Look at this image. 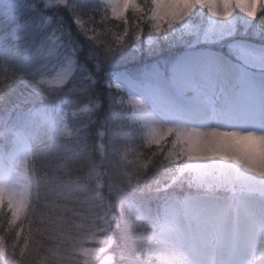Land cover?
<instances>
[{
    "label": "trees",
    "instance_id": "16d2710c",
    "mask_svg": "<svg viewBox=\"0 0 264 264\" xmlns=\"http://www.w3.org/2000/svg\"><path fill=\"white\" fill-rule=\"evenodd\" d=\"M89 1L92 0H69V3ZM19 6L21 14L17 18L0 12V119L5 121L0 124V155L10 149L15 116L69 105L71 100L77 105L74 103L67 109L68 117L63 121L61 133L44 127L39 131L31 126V129L23 127L33 133L27 160L30 196L21 217L10 219L9 215L0 214V264H145L149 239L160 230L163 217L159 202L156 204L159 210H155L157 195L152 194L151 184H163L167 173L161 157L146 156L136 132L130 129L135 125L126 109L119 111L122 105L114 102L118 106L116 110L111 102H106L108 94L103 84L116 69L131 71L157 60L148 55L146 50L150 47L140 41L144 54L122 57L115 64L104 65L101 48L97 50L87 36L78 32L68 12L59 16L37 0H24ZM93 14L92 29L96 23L102 28L112 24L114 28L119 27L120 23L109 16L104 19V15ZM33 20L45 26L47 39L40 35L31 39L29 32L25 34ZM132 20L127 15L124 21L131 23ZM51 35L59 39L60 48L55 52L51 68L42 72L45 82H41L40 70H36L40 66L32 62L31 55L40 45L47 49ZM96 38L103 40L101 35ZM98 44L105 46L103 42ZM184 47L185 44L169 50L159 47V51L165 50V56L172 58ZM130 51L129 54L135 53ZM60 55L74 56L76 62L72 65V76L58 85L51 80L68 63ZM127 144L133 152H140L149 165L138 183L123 186V178L115 170L118 162L115 154L109 153L108 146L114 149ZM169 183L164 181L166 185ZM118 186L122 187L117 189ZM195 186L190 184V191H196ZM121 190L135 196L128 199L141 195L135 200L146 211L143 221L121 206L125 199ZM150 197L155 200H149ZM93 247H102V251L90 260L83 257L82 248Z\"/></svg>",
    "mask_w": 264,
    "mask_h": 264
},
{
    "label": "rangeland",
    "instance_id": "374dc122",
    "mask_svg": "<svg viewBox=\"0 0 264 264\" xmlns=\"http://www.w3.org/2000/svg\"><path fill=\"white\" fill-rule=\"evenodd\" d=\"M22 1L24 0H0V12L16 16L17 18V14H21L19 5ZM37 1L44 4L45 9H49L51 12L54 10L59 16L64 11L68 12L78 32L87 36L97 50L101 48L102 53H104L102 58L104 65L115 64L122 57L131 58L130 56L144 54L140 41L146 44L145 47H150L149 50H146L148 55L153 56L157 61H162L164 58L169 57L165 56V50L159 51V47L169 50L178 44L186 45L189 41L194 40L201 31L213 27L220 28L218 26L219 23L223 24L222 28L240 27L245 31L249 28L254 29L256 32L264 31V0H92L88 3L80 4L69 3V0ZM82 5L87 6L84 7ZM166 6H168V9H165ZM93 13L98 14V16L104 15V19H107V16H109V19L117 21L122 26L118 24L119 27L114 28L115 25L112 24L113 27L110 25L111 28H102L99 27V23H96L92 25L93 29L96 30L94 34L93 29L90 27V18H93ZM252 13H255V15H251ZM58 15L55 16L56 24L59 22ZM127 15L134 19L131 23L124 21ZM131 25L132 27H130ZM44 27H42L41 23L33 20V24H29L25 34L29 32L30 35L27 34L31 39L38 35L47 39L48 37H44L47 35ZM99 35L103 37L101 42L104 43V47L98 44L101 43L99 38H96ZM58 40L51 35L47 49H43L40 45L32 51V62L40 66L36 70L41 71H39V75L42 77L41 82H45L42 72L50 69V65L56 59L55 52L60 48ZM169 42L175 43L170 44ZM129 49L131 50L130 52L134 51L135 53L129 54ZM126 52L128 53L127 55L125 54ZM182 54L178 53L175 56ZM60 58L62 61L64 59L67 60L68 63H66L62 71H59L64 74L56 75L51 80V82L58 85L66 82L72 76V65L74 66L73 63L76 62L74 56L63 57L60 55ZM133 58L129 61L133 60ZM124 62H126V59ZM125 73V70H122L113 75L114 77L109 80L103 77L106 79V83L103 82V85L106 89V95L108 94L106 102H111L116 110L118 106L115 105L118 103L122 105V109L119 108V111L126 109L129 117H132L133 125H135L130 129L136 132L138 141L143 147L146 156L151 155V158L161 157L165 166V173H167L166 178L162 179L163 184H158L157 182L151 184V188H154L152 194L157 195L155 210H159L156 206L157 202H159L160 211H162V215H160L164 217V226L162 229L160 228V233L157 232L156 235L150 237L145 250V264H178L180 260L185 259L184 255L178 251V247H184L186 243H188V247H191L194 243L193 238L196 236V233H194L196 226L191 224L192 211H190L189 207L194 204L192 201L196 195L190 191V184L196 185V188L202 189L205 192L212 193L213 195H210V197L221 201L222 204L220 205L222 207L220 205L216 206L215 211L222 210V208L223 210H229L230 200L227 197L219 199L214 194L227 193L230 197H234L237 190H243L247 194H258V190L252 186H248L241 177V173H238V170L243 165L242 162H240L238 169L236 166L232 167L228 163L225 167L227 168V173H225L217 163L211 160H205L202 163L198 161L201 142L204 139L207 141L211 140L214 130L219 133L225 132L224 128L226 125H223L222 122L217 123L219 124L218 128L222 130L221 132L216 130L218 129L216 128V122L197 126L193 120L189 119V121L184 120V123H181L180 119H175V112L161 111L143 93L130 88L126 78L127 74ZM138 99L143 102V105L139 103ZM114 102L117 104H114ZM74 103L75 101L71 100L69 105L63 104V106L59 105L58 107H45L31 111L23 116H15L13 119L16 122H14L15 126L12 128L20 126L31 129L32 127L39 131L40 128L44 127L48 129L47 131L61 133L63 126H65V122L63 121H66L65 119L68 117L67 109ZM76 105L77 103L74 104V106ZM83 108L85 107L83 106ZM150 115L158 116L161 119L164 125L163 132H158L156 124L148 119ZM233 132L224 136L222 141L227 140L229 144L234 145L236 142L235 138L244 139L254 136V138H251L252 142L255 139L260 140L259 142L262 144L264 142V139L258 138V136L255 137V135L259 134L258 130L249 131L250 136L237 134L238 131ZM31 137H33V133L24 134L22 131L15 130L12 133L14 148L7 153L8 171L4 170L3 163L0 161V214L3 213V217L9 215L10 219H16L21 217L27 209L30 191L25 168L27 157L30 155V140L28 139ZM253 147L254 145H252ZM261 147L263 148L262 145ZM108 148L111 155L115 154L114 158L118 162L115 170L123 178V186L138 183V180L142 179V175L149 162L143 159V155L140 152H133V149L128 144L125 146L119 145L114 149L109 145ZM262 148H257L256 152L258 153V149L259 151L261 149L260 154H262ZM104 149L106 148L104 147ZM145 149L149 151L146 152ZM210 152L216 153L218 150L211 148ZM213 156H216V154ZM199 168L207 174H198L196 169ZM220 171L223 174L220 175ZM165 180H169L170 183L168 185L164 184ZM188 181H190V184L187 183ZM119 187L122 186H118L117 189H120ZM121 192L125 196L121 206L124 205L137 220L143 221L147 217L146 211L143 209L142 204L136 201L141 195L138 194L137 198H135L136 200L128 199L129 196L134 195L130 194L128 190H121ZM259 193V196H264V191ZM181 194L184 197L180 199L179 196ZM145 197L148 198L147 195ZM149 200H155V197H150ZM230 216H228L229 218L226 216H214L212 219L207 220L211 224L203 223L200 227L206 234L208 232H218V230L220 232L223 230L222 223H225L227 220V222H231L234 225V231L240 233L236 227L239 220H233V217ZM182 217L187 219L191 227L192 232L187 235H183L182 231L177 229L178 224H182ZM244 219L247 220L250 226L257 224V226H260L259 229L262 232L264 231V215L260 216L256 214L251 219L246 217ZM214 226H217V228H214ZM245 230L240 234H244ZM96 242L98 243V240ZM199 247L204 248L200 245H193L190 253ZM209 248L211 247L209 246ZM225 248L226 245L219 247L220 252L226 253ZM97 249L95 247L82 248L81 254L90 260L102 251V247ZM216 251H218V248ZM226 254L232 255L229 252ZM219 258L222 257L219 256ZM252 264L260 263L252 260Z\"/></svg>",
    "mask_w": 264,
    "mask_h": 264
},
{
    "label": "snow or ice",
    "instance_id": "6c2138e0",
    "mask_svg": "<svg viewBox=\"0 0 264 264\" xmlns=\"http://www.w3.org/2000/svg\"><path fill=\"white\" fill-rule=\"evenodd\" d=\"M178 52L127 71L130 88L161 111L192 116L222 114L251 95L259 100L251 118L264 119V31L213 27Z\"/></svg>",
    "mask_w": 264,
    "mask_h": 264
},
{
    "label": "bare ground",
    "instance_id": "6f19581e",
    "mask_svg": "<svg viewBox=\"0 0 264 264\" xmlns=\"http://www.w3.org/2000/svg\"><path fill=\"white\" fill-rule=\"evenodd\" d=\"M165 9H168V6H166ZM222 25H223L222 23L218 24L220 28H222ZM137 95L138 93L136 94V97ZM247 98L253 99V100L256 99L252 97L251 95L247 96ZM138 101L140 104L143 105V102H141V100L138 99ZM256 108L258 109L259 107H256ZM201 117H203V114L201 115ZM148 119H150L151 122L156 124L159 130L158 132H163L164 125L158 116L150 115L148 116ZM218 119H219L218 117L215 118L216 128L219 127V124H217ZM202 120L203 119L200 118V121ZM216 130H219L222 132L221 128H218ZM258 130L260 132L258 135H255V137L258 136V138L264 139V133L261 131L262 129L259 128ZM224 131L225 132L219 133L214 130L211 140L207 141L206 139H204L201 142L199 146L200 156L198 157V161L202 163L205 160H211L212 162L217 163L220 169H222V171H224L225 173H227V168L225 167L226 165H228V163L232 167L236 166L237 169L239 168L240 162L243 163L242 167L238 170V173H241V177L244 179V181L246 182L248 186H252L254 189L258 190V194H254V193L247 194L246 192H244L242 195L237 196L236 198L230 199V202H232V210L234 211L232 217H233V220L234 219L237 221L239 220V223L236 224V227L239 229L240 233H243L242 231H244L248 227V229H246L244 232L245 237H248L246 238V241L250 244V246L257 247L256 251H258V253L253 252L254 254L250 258L252 260H255V262L264 264V231L262 232L263 234L259 239L255 238L254 235H251V232L256 228V225L251 227L250 224L247 223V220L244 219L245 217L241 214L243 213L241 211V206L245 205L244 208L246 209H244V211L245 210L253 211L254 213H258V215L260 216L264 215L263 214L264 213V199H262L261 196H259L260 195L259 192L262 193L264 191V149H263L264 142L262 144L261 142H259L260 140L258 139H255L252 142L251 138H254V136H252L250 138L247 137L244 139L235 138L236 142L234 143V145H231L227 142V140L222 141V139H224L223 138L224 136L234 133L233 131H238L237 134H240L243 136H246V135L250 136L251 134L249 133V130H246L244 128H240V129L234 128L233 126H230L229 124L224 128ZM252 145H254L253 148H252ZM261 145L263 146V148L261 147ZM211 148H216L218 152L216 153L210 152ZM257 148H262V154H260L261 149L260 151L258 149V153L256 152ZM215 154L216 156H213L215 157L213 158L212 155H215ZM196 171L200 175L207 174L201 171L200 168L196 169ZM221 174H223V172L220 171V175ZM220 204H222L220 200L214 199L212 197L205 196V197L199 198V200L194 202V204L192 205L195 211V215H196L195 223H200L203 221V219H206V220L212 219L214 216H218V217L230 216L229 210H223L222 208V210L215 211L216 206H219ZM222 224H223L222 231L210 233L211 237H214L216 239V243L215 241L211 242V237L208 238L207 240L208 243H214L215 245L219 244L220 246H224L227 243H233L236 241L238 232L234 231V225H232L231 222H227V220L225 223H222ZM184 247L185 248L181 249V254H183L184 257H187L188 245L185 244ZM250 250L253 251V248L250 249V247L245 245V247L242 249V256L244 258L246 257L249 258L248 254ZM213 251L215 250L211 251L205 248L203 249L198 248L196 257H192V259L197 261V259L202 258L204 264H222L221 259H223L225 262H227L230 259L229 256L225 255L226 253L223 255L222 253H220V257L222 258H219L218 257L219 253L218 254L210 253ZM178 264H191V263L189 262L188 258H186L182 261L180 260ZM199 264H201V262H199Z\"/></svg>",
    "mask_w": 264,
    "mask_h": 264
},
{
    "label": "clouds",
    "instance_id": "9594fccd",
    "mask_svg": "<svg viewBox=\"0 0 264 264\" xmlns=\"http://www.w3.org/2000/svg\"><path fill=\"white\" fill-rule=\"evenodd\" d=\"M161 227L163 228V225Z\"/></svg>",
    "mask_w": 264,
    "mask_h": 264
}]
</instances>
